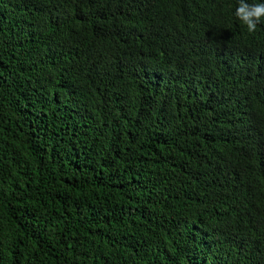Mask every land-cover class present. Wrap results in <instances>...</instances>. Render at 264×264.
Instances as JSON below:
<instances>
[{"label": "trees", "instance_id": "16d2710c", "mask_svg": "<svg viewBox=\"0 0 264 264\" xmlns=\"http://www.w3.org/2000/svg\"><path fill=\"white\" fill-rule=\"evenodd\" d=\"M238 4L0 0V264H264Z\"/></svg>", "mask_w": 264, "mask_h": 264}, {"label": "clouds", "instance_id": "9594fccd", "mask_svg": "<svg viewBox=\"0 0 264 264\" xmlns=\"http://www.w3.org/2000/svg\"><path fill=\"white\" fill-rule=\"evenodd\" d=\"M235 16L246 25L248 32H254L261 18H264V3L249 4L247 0H239Z\"/></svg>", "mask_w": 264, "mask_h": 264}]
</instances>
